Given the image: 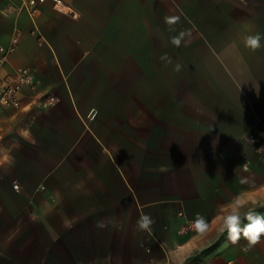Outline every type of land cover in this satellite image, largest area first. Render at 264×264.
Segmentation results:
<instances>
[{
	"label": "crops",
	"instance_id": "crops-1",
	"mask_svg": "<svg viewBox=\"0 0 264 264\" xmlns=\"http://www.w3.org/2000/svg\"><path fill=\"white\" fill-rule=\"evenodd\" d=\"M64 1L0 0V77L38 81L0 112V264H264L216 230L238 194L264 214V0Z\"/></svg>",
	"mask_w": 264,
	"mask_h": 264
},
{
	"label": "clouds",
	"instance_id": "clouds-1",
	"mask_svg": "<svg viewBox=\"0 0 264 264\" xmlns=\"http://www.w3.org/2000/svg\"><path fill=\"white\" fill-rule=\"evenodd\" d=\"M166 23L173 25L179 20V17H166ZM186 32L182 31L178 35L171 37V43L180 47L181 42L185 39ZM245 46L255 51L262 47L261 35H249L245 38ZM180 65H176L179 71ZM241 183H244L242 180ZM260 201L252 196L238 194L234 196L227 204L223 205L218 216L216 230L220 233H226L228 240L232 244H237L241 239L247 242V248H253L261 243L264 238V214L256 211ZM154 219L149 214L141 215L136 221L138 231L150 232ZM104 221H98L97 228L106 227ZM191 229L198 235L206 237L211 230V224L203 215L197 214L194 220L190 222Z\"/></svg>",
	"mask_w": 264,
	"mask_h": 264
},
{
	"label": "built area",
	"instance_id": "built-area-1",
	"mask_svg": "<svg viewBox=\"0 0 264 264\" xmlns=\"http://www.w3.org/2000/svg\"><path fill=\"white\" fill-rule=\"evenodd\" d=\"M22 8L27 12L28 16L33 19L40 10V6L44 3H50L53 10L63 14L73 15L70 7L64 0H21ZM18 42V33L13 36L11 43L7 46L0 44V65L6 58L15 50ZM26 85L30 90H35L38 86V81L27 67H19L12 74L0 77V112L6 108L18 109L21 106V92L23 86ZM55 101L54 97L47 100L48 104ZM253 141V137L250 136ZM260 148V147H258ZM16 188L17 185H14ZM178 217L184 221L181 231L188 233L192 231L190 222L183 212L177 213Z\"/></svg>",
	"mask_w": 264,
	"mask_h": 264
},
{
	"label": "rangeland",
	"instance_id": "rangeland-1",
	"mask_svg": "<svg viewBox=\"0 0 264 264\" xmlns=\"http://www.w3.org/2000/svg\"><path fill=\"white\" fill-rule=\"evenodd\" d=\"M186 218L189 219V220H194V218H190V217H188V216H186ZM183 224H184V221L182 220V225H183ZM182 225H181V227H180V234H182V235H191V234H194V233H195L193 230L190 231V232H188V233H182V231H181Z\"/></svg>",
	"mask_w": 264,
	"mask_h": 264
}]
</instances>
